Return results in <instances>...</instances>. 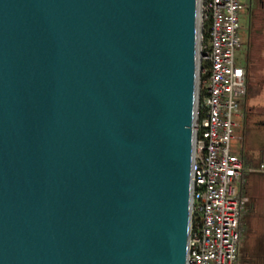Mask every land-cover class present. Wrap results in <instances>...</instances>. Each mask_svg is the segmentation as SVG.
Listing matches in <instances>:
<instances>
[{
    "label": "water",
    "instance_id": "1",
    "mask_svg": "<svg viewBox=\"0 0 264 264\" xmlns=\"http://www.w3.org/2000/svg\"><path fill=\"white\" fill-rule=\"evenodd\" d=\"M200 0H0V264H187Z\"/></svg>",
    "mask_w": 264,
    "mask_h": 264
},
{
    "label": "built area",
    "instance_id": "2",
    "mask_svg": "<svg viewBox=\"0 0 264 264\" xmlns=\"http://www.w3.org/2000/svg\"><path fill=\"white\" fill-rule=\"evenodd\" d=\"M243 0H200L201 25L209 19L208 42L200 36L192 207L187 264H237L240 220L249 199L241 191L247 172L264 175V163L246 167L232 151L247 72L238 63ZM194 214L200 221L192 224Z\"/></svg>",
    "mask_w": 264,
    "mask_h": 264
},
{
    "label": "crops",
    "instance_id": "3",
    "mask_svg": "<svg viewBox=\"0 0 264 264\" xmlns=\"http://www.w3.org/2000/svg\"><path fill=\"white\" fill-rule=\"evenodd\" d=\"M261 14L259 41L246 59L247 93L239 122L242 144L236 142L232 151L247 161L248 167L264 163V0L256 5ZM253 12V11H252ZM240 119V118H239ZM243 195L249 199L240 220V240L237 264H264V175L247 172L244 176ZM241 187V188H242Z\"/></svg>",
    "mask_w": 264,
    "mask_h": 264
},
{
    "label": "rangeland",
    "instance_id": "4",
    "mask_svg": "<svg viewBox=\"0 0 264 264\" xmlns=\"http://www.w3.org/2000/svg\"><path fill=\"white\" fill-rule=\"evenodd\" d=\"M257 0H243V2H245L243 10L240 12V34L242 37L241 40V45L236 49V54L238 56V63L242 66L246 65V59H247V55H248V51H249V46H251L253 43H256L259 41V27H257L258 23L260 22V18L262 17L260 13H258V11H256V5H257ZM252 9V13L250 12V10ZM251 43V45H250ZM245 105H246V101L243 99L240 103V111L241 113L244 112L245 110ZM243 123L244 119L243 117H241L240 119H238V121ZM239 130L241 131L242 128L240 129V127H238V129H236L235 131V135H236V142H238V144H242V137H240L238 134ZM233 148V146H232Z\"/></svg>",
    "mask_w": 264,
    "mask_h": 264
},
{
    "label": "trees",
    "instance_id": "5",
    "mask_svg": "<svg viewBox=\"0 0 264 264\" xmlns=\"http://www.w3.org/2000/svg\"><path fill=\"white\" fill-rule=\"evenodd\" d=\"M257 2V4H260L261 3V0H257L256 1ZM245 4V2H243V5ZM250 12L252 13V9L250 10ZM253 14V13H252ZM209 19H206V20H204L203 21V23H202V25H201V29H202V31H201V33H202V41H203V43H207L208 42V36H209ZM250 45H251V43H250ZM256 46V43H253L251 46H249V51H248V56L250 57V53H251V51L253 50V48ZM235 154V153H234ZM236 155V154H235ZM238 156V155H237ZM240 156V155H239ZM241 158H242V156H240ZM243 159V158H242ZM244 160V163H245V166L246 167H248V165H247V161H245V159H243ZM241 191H242V193H243V187L241 188ZM200 221V217H199V215H196V214H194V216H193V220H192V224L194 225L195 223H198Z\"/></svg>",
    "mask_w": 264,
    "mask_h": 264
}]
</instances>
